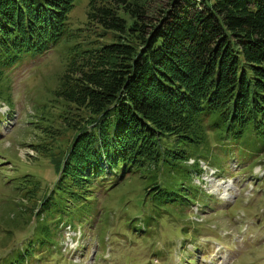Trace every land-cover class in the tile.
Wrapping results in <instances>:
<instances>
[{
    "label": "trees",
    "instance_id": "16d2710c",
    "mask_svg": "<svg viewBox=\"0 0 264 264\" xmlns=\"http://www.w3.org/2000/svg\"><path fill=\"white\" fill-rule=\"evenodd\" d=\"M74 1L0 0V102L8 110L14 63L64 41L48 100L71 132L63 150L48 154L60 192L88 198L119 181L103 185L107 175L132 173L143 184L133 203L151 206V220L184 195L174 168L188 159L197 167L202 157L193 152L209 134L264 139V0H87L81 26L72 27Z\"/></svg>",
    "mask_w": 264,
    "mask_h": 264
},
{
    "label": "rangeland",
    "instance_id": "374dc122",
    "mask_svg": "<svg viewBox=\"0 0 264 264\" xmlns=\"http://www.w3.org/2000/svg\"><path fill=\"white\" fill-rule=\"evenodd\" d=\"M86 2L74 1L68 25L81 26ZM63 44L22 55L8 75L11 109L0 102V264H264L262 138L209 134L193 152L202 157L197 167L188 159L174 168L184 195L151 220V206L133 203L143 184L132 173L107 175L103 185L119 181L83 199L54 187L48 154L71 138L54 114L60 105L48 101L65 65Z\"/></svg>",
    "mask_w": 264,
    "mask_h": 264
}]
</instances>
